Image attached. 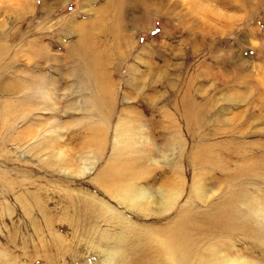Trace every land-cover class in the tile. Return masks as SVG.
<instances>
[{"label": "rangeland", "instance_id": "1", "mask_svg": "<svg viewBox=\"0 0 264 264\" xmlns=\"http://www.w3.org/2000/svg\"><path fill=\"white\" fill-rule=\"evenodd\" d=\"M236 1L165 0L171 15L149 28L126 21L136 49L114 75L119 101L107 117L73 49L77 25L95 24L114 1L0 0V85L19 84L0 92V264H161L209 248L264 264V210L227 203L233 231L209 219L238 188L264 203V0ZM127 7L129 20L141 17ZM97 28L95 49L111 55L116 40ZM130 78L157 85L133 102ZM188 96L205 116L194 137ZM131 105L136 113H124ZM136 118L143 132L127 137ZM131 186L150 194L145 211L122 200ZM166 192L181 194L167 211ZM168 240L180 249L166 250Z\"/></svg>", "mask_w": 264, "mask_h": 264}, {"label": "bare ground", "instance_id": "2", "mask_svg": "<svg viewBox=\"0 0 264 264\" xmlns=\"http://www.w3.org/2000/svg\"><path fill=\"white\" fill-rule=\"evenodd\" d=\"M112 1L114 2L110 4L109 8H104L102 10L100 9L101 11L99 14L102 15L100 16L99 20L93 22L95 24L92 25L91 22L90 23L82 22L81 24L77 25V28L80 27L79 28L80 31L79 30L78 31H79V35H81V38L79 40V43L73 49L76 52V55L79 58V60H81L80 66L82 68V74H84V76L87 79H89L93 84L92 87L93 96L95 99L98 100L100 111L102 113L105 112L107 114V117H111L112 115H114L115 110L118 107L119 95H117V93L119 92V88H118L119 86H117V84L115 85L114 81H112L114 80V75L116 73L119 74L121 72L122 62L125 60L124 58L127 55L130 56L131 54L129 53H131L132 50L136 49L133 39L130 38L133 32H127L123 30L125 29L123 25L125 24L126 21H129L132 22L133 28H136V30L146 29L150 27L152 22L151 19L153 16L155 17L160 15L162 17H168L171 15L169 13L168 8L172 9L170 7V4L166 3L165 0H112ZM213 1L215 2V4L220 3L223 6L232 9H235L238 3L236 0H213ZM243 1L245 2L246 5L249 6V8H251L254 0H243ZM197 4L203 6V4L197 2L195 3L196 8H198ZM128 5L134 6L133 8L136 9V11L137 10L139 11L140 9L142 15L141 17H139V19L133 18L132 20H129L127 18L128 16L127 14H125L126 13L125 11L128 8L127 7ZM177 6H178L177 4L174 5L175 8H177ZM203 8L205 7L203 6ZM107 11L110 12L109 14H112L111 15L112 17L109 20L112 19L114 21L113 26H115V28L111 26L112 27L111 29L109 28L110 26L108 27V25L105 28V26L103 25V23L106 22L104 21V17H105V13H108ZM71 22L72 23H70V26H75L73 20ZM97 26L99 28H97L95 32L98 30L101 33V31L107 30L111 38L112 39L114 38L117 42V48L115 49V51H112L113 53L111 55L106 54L105 51L100 52L99 50L95 49L96 48L95 43L94 41H92L93 39L92 34L94 32V27ZM164 28L166 30L169 29L167 23H165ZM42 53L43 52L41 51L40 54ZM46 55L48 57H45V59H48L49 54L46 53ZM112 56L116 57L117 59L115 64H113L112 62L110 64V60ZM102 65H104L105 68L101 72L99 71V68H101ZM18 85H15V83H6L4 86L0 85V92L5 89L8 90L9 92L10 89L17 87ZM156 85H157L156 83H151V82L147 83V82H143V80L136 81L130 78L125 83V89H126L125 94L129 96L130 98L129 100H132L133 102H138V100H141L139 96L140 95L142 96L144 90L146 89L151 90V88H154ZM125 98L127 99V97ZM182 105H183L182 116H184L187 128L190 131L191 135H193L194 137L195 135L193 133V130L196 129L195 127L198 124L205 123L203 119L205 118V116L203 115L202 112L203 107L200 108L201 105L196 104L194 100L189 96L183 99ZM137 108H138L137 105L135 106L131 105L128 108H125L123 111H125L124 113H128V114L129 112L136 113L135 110ZM143 127L144 126L142 123V119L137 120L136 118L135 122L125 127V131L127 132V137H128V133L133 134L136 131L138 133H142ZM130 143H131L130 141H125L123 145L125 144L129 145ZM203 146L205 148H210L209 145H203ZM223 166L224 163H221L219 169H221ZM98 180L99 182L107 181V179L106 178L104 179L102 176L99 177ZM114 182L115 185L119 186L118 180ZM121 183L124 184L120 180V185L123 191L125 185H122ZM197 191L200 193V197L204 199L205 196L203 194L204 192L203 185L202 186L199 185L197 187ZM251 196H253V198L255 197L254 195ZM180 197H181L180 193L174 194V193L166 192V194H164V197L161 199L159 206L163 210L165 209V211L172 210L176 206L177 200ZM121 198L123 201L126 200L132 209H139L142 211H145L146 207H148L151 203V196L150 194L147 193L146 190L139 192L133 186L129 187L127 190H125V192L121 193ZM241 199H244V206L246 207L247 211L249 210L253 212L255 211L257 215L259 212L260 216H262V210H264V203L262 202V200L260 198L249 199V198L241 197V192L238 188V190L235 191L233 194H231L229 197H226L225 195L222 196L220 200L221 203L219 204L218 208L215 209L214 215L212 217H209V219H217L216 225L220 229L226 227L231 229L232 231L235 230L237 228L235 226L236 221H234V219L232 218L231 215L232 213L229 211L227 203L230 202L234 205H238L240 204ZM158 232L164 234L165 230L164 229L158 230ZM223 233L224 231L222 232V234ZM167 249H173V250L180 249V244H177V242H174L173 240H168L166 244V250ZM220 249L221 248L219 247V251H221ZM206 251L207 253L202 256L192 255L191 253L187 252L185 254H180L179 256H172L171 258L168 257L161 264H251L248 259H244V261L239 260L240 258L239 254L233 256L232 254L227 253V251L226 252L221 251L223 255L220 252L215 254L214 248H209ZM253 264H259V263L253 261Z\"/></svg>", "mask_w": 264, "mask_h": 264}]
</instances>
